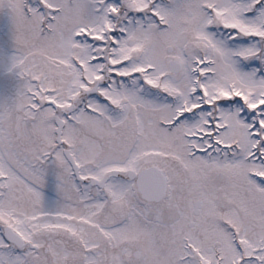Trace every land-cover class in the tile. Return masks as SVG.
Wrapping results in <instances>:
<instances>
[{"label":"snow or ice","instance_id":"snow-or-ice-1","mask_svg":"<svg viewBox=\"0 0 264 264\" xmlns=\"http://www.w3.org/2000/svg\"><path fill=\"white\" fill-rule=\"evenodd\" d=\"M0 14V264H264V0Z\"/></svg>","mask_w":264,"mask_h":264},{"label":"rangeland","instance_id":"rangeland-1","mask_svg":"<svg viewBox=\"0 0 264 264\" xmlns=\"http://www.w3.org/2000/svg\"><path fill=\"white\" fill-rule=\"evenodd\" d=\"M12 24L6 14H0V55L6 57L13 54ZM4 62H0V97L1 87H4L6 99L11 98L15 92V81L5 74Z\"/></svg>","mask_w":264,"mask_h":264},{"label":"flooded vegetation","instance_id":"flooded-vegetation-1","mask_svg":"<svg viewBox=\"0 0 264 264\" xmlns=\"http://www.w3.org/2000/svg\"><path fill=\"white\" fill-rule=\"evenodd\" d=\"M13 44V42L11 43ZM0 62H4V56L2 57V55H0ZM6 99V94H5V91H4V87L2 86L1 87V97H0V101H3Z\"/></svg>","mask_w":264,"mask_h":264}]
</instances>
